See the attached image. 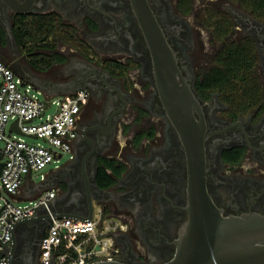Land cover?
Wrapping results in <instances>:
<instances>
[{
	"label": "flooded vegetation",
	"instance_id": "obj_1",
	"mask_svg": "<svg viewBox=\"0 0 264 264\" xmlns=\"http://www.w3.org/2000/svg\"><path fill=\"white\" fill-rule=\"evenodd\" d=\"M147 1L200 101L203 115L195 110V116L204 119L209 134L207 186L215 203L225 215L264 214V101L233 115L217 92L202 97L198 79L216 49L196 18L201 3L193 0L187 13V0ZM221 7L244 26L245 35L254 36L258 50L264 48L245 10L228 0ZM0 56L46 95L87 93L72 158L47 182L58 188L53 209L85 214L91 198L93 209L112 211L125 222L116 234L123 260L156 264L173 258L188 217L187 154L156 89L153 56L134 1L0 0ZM261 76L264 96V70ZM238 152L239 161L228 159ZM104 168L115 178L105 188L98 180ZM40 215L16 232L9 264H42L50 218Z\"/></svg>",
	"mask_w": 264,
	"mask_h": 264
},
{
	"label": "built area",
	"instance_id": "obj_2",
	"mask_svg": "<svg viewBox=\"0 0 264 264\" xmlns=\"http://www.w3.org/2000/svg\"><path fill=\"white\" fill-rule=\"evenodd\" d=\"M0 59V264H9L10 246L18 221L49 213L47 233L41 242L42 264H89L98 259H122L116 234L125 222L106 217L95 207L92 218H58L53 215L56 186L45 189L26 204L18 203L26 176L71 153L77 120L87 93L41 96V90ZM36 90V92H35ZM56 105L54 112L51 106ZM18 120V129L11 126ZM44 139L48 146L29 139ZM61 155V157H59ZM42 174V178H46ZM98 246V247H97Z\"/></svg>",
	"mask_w": 264,
	"mask_h": 264
},
{
	"label": "water",
	"instance_id": "obj_3",
	"mask_svg": "<svg viewBox=\"0 0 264 264\" xmlns=\"http://www.w3.org/2000/svg\"><path fill=\"white\" fill-rule=\"evenodd\" d=\"M133 1L152 52L156 89L187 154L188 217L180 227L174 257L156 264H264V214L246 212L225 215L224 210L215 203L207 186L206 140L209 134L204 119L198 120L195 116V110L203 115L200 101L182 74L176 53L148 1ZM242 13L255 24L264 40V22L256 20L247 11ZM262 52L264 56L263 47ZM11 128L19 131L18 120L13 122ZM47 182L48 179L43 178L38 186L44 190L50 185L54 186ZM93 213L91 198L85 214L57 212L53 209V215L58 218L89 219ZM41 216L37 214L18 221L12 245L16 246L17 227L28 226ZM44 217L50 218L51 214L46 213ZM89 264L135 263L123 259H98Z\"/></svg>",
	"mask_w": 264,
	"mask_h": 264
},
{
	"label": "trees",
	"instance_id": "obj_4",
	"mask_svg": "<svg viewBox=\"0 0 264 264\" xmlns=\"http://www.w3.org/2000/svg\"><path fill=\"white\" fill-rule=\"evenodd\" d=\"M228 1L237 3L256 20L264 22V0ZM217 2L204 0L196 13L198 23L210 31L211 43L216 49L208 67L198 79L196 89L202 97L217 92L227 106V112L233 115L247 113L261 106L264 101L257 43L251 34L233 37L236 32L234 18ZM193 3V0H187V13L191 12ZM239 155L238 152L228 159L239 161ZM98 180L101 187L105 188L113 184L115 178L104 168Z\"/></svg>",
	"mask_w": 264,
	"mask_h": 264
},
{
	"label": "rangeland",
	"instance_id": "obj_5",
	"mask_svg": "<svg viewBox=\"0 0 264 264\" xmlns=\"http://www.w3.org/2000/svg\"><path fill=\"white\" fill-rule=\"evenodd\" d=\"M204 0H196L197 4L201 5L203 4ZM206 2L209 1V0H205ZM215 1V0H214ZM225 0H219L217 2V5H222V3L224 2ZM231 3V2H230ZM232 6H234L235 8L237 9H242V7H240L237 3H234L232 2L231 3ZM244 10V9H243ZM203 28V27H202ZM204 29V32L206 35H211L210 31L207 29V28H203ZM235 33L233 35L234 38H240L241 36L245 35L246 31H245V28L242 24L236 22V25H235ZM261 50L258 52V57H259V71L260 73L263 72L264 68H263V64H264V56H263V52H262V46L260 47ZM214 51V49H213ZM210 54V53H209ZM1 59H3L5 62H8L7 58L6 57H2L0 56ZM35 89L38 90V88L36 87ZM36 92V90H35ZM41 96H44V93L43 91H41ZM55 107L56 105H53L51 106L50 108V111L51 112H54L55 110ZM31 142H39V143H42V144H45L46 146L49 145V143H47L44 139H41V138H38V139H29ZM72 158V153H66L63 158L61 159L60 162H56V161H52L51 163L48 164L47 167H45L43 170L41 171H37V172H34L33 176H32V180L36 183H39L43 178H42V174H47L49 172H52V171H56L61 165L65 164L67 161H69L70 159ZM52 187V185H50ZM48 186V187H50ZM30 201V199H27V200H21V201H18V203H21V204H26ZM98 207V206H96ZM110 210V209H109ZM112 211H108L107 213H105V216L106 217H115V219H118L119 217L118 216H114L113 214H111ZM114 213V212H113ZM121 219V218H120Z\"/></svg>",
	"mask_w": 264,
	"mask_h": 264
},
{
	"label": "crops",
	"instance_id": "obj_6",
	"mask_svg": "<svg viewBox=\"0 0 264 264\" xmlns=\"http://www.w3.org/2000/svg\"><path fill=\"white\" fill-rule=\"evenodd\" d=\"M55 172L56 171H52V172L47 173L46 178L49 179V177L54 175ZM32 176L33 175L26 176L22 190L16 196V199L18 201L31 199V198L35 197L36 195L40 194V193L36 192V188L38 186V183H36L32 180ZM25 226H27V225L17 227L16 232L23 230Z\"/></svg>",
	"mask_w": 264,
	"mask_h": 264
}]
</instances>
